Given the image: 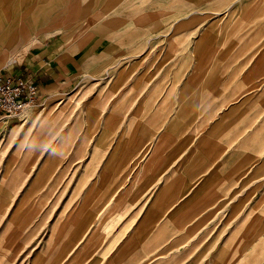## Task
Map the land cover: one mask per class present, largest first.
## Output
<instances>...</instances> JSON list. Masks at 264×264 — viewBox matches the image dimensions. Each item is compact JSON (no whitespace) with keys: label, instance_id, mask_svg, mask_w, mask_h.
I'll return each mask as SVG.
<instances>
[{"label":"crops","instance_id":"1","mask_svg":"<svg viewBox=\"0 0 264 264\" xmlns=\"http://www.w3.org/2000/svg\"><path fill=\"white\" fill-rule=\"evenodd\" d=\"M0 72V264H264V0H0Z\"/></svg>","mask_w":264,"mask_h":264},{"label":"built area","instance_id":"2","mask_svg":"<svg viewBox=\"0 0 264 264\" xmlns=\"http://www.w3.org/2000/svg\"><path fill=\"white\" fill-rule=\"evenodd\" d=\"M40 87L33 74L0 72V113L18 116L39 105Z\"/></svg>","mask_w":264,"mask_h":264},{"label":"rangeland","instance_id":"3","mask_svg":"<svg viewBox=\"0 0 264 264\" xmlns=\"http://www.w3.org/2000/svg\"><path fill=\"white\" fill-rule=\"evenodd\" d=\"M34 107H35V106H34ZM74 108H75V107L73 106L72 109H74ZM72 109H71V110H72ZM25 111H26V110H25ZM25 111H24V112H25ZM70 113H71V111H70ZM22 114H23V113H22ZM37 115H39V113H37L36 116H37ZM68 115H69V113H67V115H65V116L62 115L61 118L68 117ZM4 116H5L4 114H1V113H0V119H2ZM3 120H4V119H3ZM62 120H63V119H62ZM64 121H65V120H64ZM64 121H61V123H60L59 125H57V127H56L58 133L61 134V135H63L64 133H67L68 126H69V124L64 123ZM68 122H69V121H68ZM42 126H43V125H42ZM42 126H41V127H42ZM54 126H55V125H53V127H54ZM35 129H36V125H35ZM78 129H80V126L78 127ZM79 131H80V130H79ZM71 142H73V141H71ZM263 256H264V255L262 254V258H263Z\"/></svg>","mask_w":264,"mask_h":264}]
</instances>
